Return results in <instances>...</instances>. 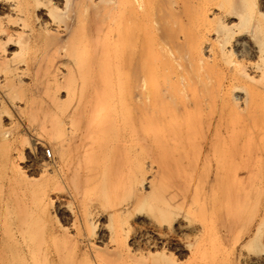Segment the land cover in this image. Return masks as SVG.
Here are the masks:
<instances>
[{"label": "rangeland", "instance_id": "rangeland-1", "mask_svg": "<svg viewBox=\"0 0 264 264\" xmlns=\"http://www.w3.org/2000/svg\"><path fill=\"white\" fill-rule=\"evenodd\" d=\"M263 67L264 0H0V264H264L259 134L206 106ZM149 80L179 116L193 84L191 128L148 120Z\"/></svg>", "mask_w": 264, "mask_h": 264}, {"label": "bare ground", "instance_id": "bare-ground-1", "mask_svg": "<svg viewBox=\"0 0 264 264\" xmlns=\"http://www.w3.org/2000/svg\"><path fill=\"white\" fill-rule=\"evenodd\" d=\"M144 1H146V0H137V3H138V5H141L142 3H144ZM148 6H150V5H148ZM146 9H147V7H146ZM147 16L149 17L148 10H142L141 11V18L142 17L144 18ZM148 22H149V20H148ZM116 31H117L116 37L118 38V40L120 38H121V40L125 39L126 30L124 31V33H125L124 35L122 33L123 31H120V29H117ZM145 33L146 32H144V37H145ZM120 35H121V37H119ZM145 40L148 42L147 44H150L152 46V44H151L152 39L150 38V36H147ZM145 40H144V42H145ZM147 44H146V46H147ZM147 47L150 48L149 45ZM148 48H147V51H148ZM150 49H152V48H150ZM150 49L148 51L149 56H151V53L153 52ZM150 64H151V62H150ZM151 67H153V64L151 65ZM156 68H154V74H155ZM150 72L151 71L149 69L148 77L150 75L156 76V74L155 75L152 73L150 74ZM152 78H154V77H152ZM260 79L264 80V67L261 70ZM151 81H150V84L152 83ZM102 83H101L102 84V86H101L102 90H104V88L110 89L112 87V85H110V83H108V82L104 81ZM239 83H240L239 80L235 78L234 81L230 84V87L234 91L235 101L238 102L240 97L242 95L243 96L245 95V98H243L244 102L242 105L236 104L237 102L233 105L232 104L228 105V104H226L227 103L226 99L224 97H220V95H219L220 91H221L220 90L221 86H218V84H217L216 87H213L214 85H212V86L210 84L208 85V82L206 81V106H208L207 110L209 109L211 111L212 110L211 106H214V104L216 105V102L219 99L221 101V105H222L220 108V111L225 114L224 120L222 119L225 123L224 124L225 125V129H224L225 133L230 134L231 137L233 135L236 136V133H238L239 130L247 132V135L251 134L250 136H252V133H257V136L259 134V140H258V145H257L256 149L259 150L260 152H263V155H264V97L261 96L257 92L254 93V92L247 91L244 87H241V85H239ZM171 85L172 86H170V90L174 95L178 96L180 93H182L180 95H182L183 97L181 96V98H179L178 102L182 105V108L184 110L183 115H180V116L177 115V112L175 111V109L168 102H164V99H162L160 97L159 91L156 88L157 86L154 87L155 85L153 86V84H151L150 86H148L149 88H147L146 92L144 93L145 98L143 101L144 105L146 107L150 108V110L152 111V115H149L150 117L148 120L152 123H155L156 125L158 124L160 126L171 127V125H177L178 118L182 117L184 119V121H186V123H185L186 128H191L192 125L189 122L193 116H191V114H189V112L187 111V103H189L191 101L194 104V106L196 105V103H197L196 101H198V100L196 97H193L194 94H196L195 90H194L195 88H193V84L192 85L186 84L187 86H185V87H182V85H177L175 83H173ZM215 93L217 94V96H214ZM186 94L188 95V97L190 96L192 98L191 99L186 98L187 97ZM187 99H188V101H186ZM239 109H243V111L239 110ZM153 111H155V112H153ZM243 113H245V114H243ZM224 114L222 116H224ZM148 120H146V121H148ZM169 127H168V129H169ZM168 129H167V131H168ZM171 130H169V131H170L171 135L174 136L175 131H171ZM247 142L249 143V140ZM233 171H232V173H233ZM225 175H226V173H225ZM228 182L230 184V188H227L228 186H226L227 189L226 188L225 189L227 191L226 194H227L228 200L230 201V200H233V199H230V198H232L231 197V189L233 186L236 185V178L231 177V178H229ZM233 194L234 195H232V196H233L234 200H235V198L239 197L237 194H235V193H233ZM235 201H237V200H235ZM209 209H210L209 205L206 203V213L208 212ZM207 223L208 222L206 219V224ZM263 224H264V216H263V218L260 219V225H263Z\"/></svg>", "mask_w": 264, "mask_h": 264}, {"label": "built area", "instance_id": "built-area-1", "mask_svg": "<svg viewBox=\"0 0 264 264\" xmlns=\"http://www.w3.org/2000/svg\"><path fill=\"white\" fill-rule=\"evenodd\" d=\"M45 155L48 159H50L52 156L50 151H45Z\"/></svg>", "mask_w": 264, "mask_h": 264}]
</instances>
